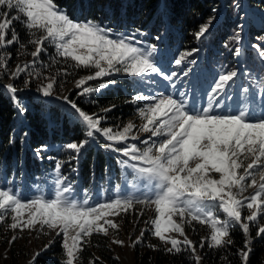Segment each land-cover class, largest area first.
<instances>
[{
  "label": "snow or ice",
  "instance_id": "6c2138e0",
  "mask_svg": "<svg viewBox=\"0 0 264 264\" xmlns=\"http://www.w3.org/2000/svg\"><path fill=\"white\" fill-rule=\"evenodd\" d=\"M0 16L3 17L0 19V78L12 81L0 85V96L11 101L17 116L27 113V101L18 93L31 91L33 81H47L38 83L36 92L49 98L57 85L63 83L61 77L68 76L71 69L90 72L75 80L77 99H72L71 94L57 97L65 117L80 127L82 138L56 146L40 144L32 149L36 158L55 161L54 171L59 175L54 192L50 190L47 196L41 194L25 199L14 188L0 185V223L6 222L10 215L11 223L7 227L11 230L42 231L47 227L56 237L62 234L64 259L60 264H76L79 253L94 233L107 235L109 229L119 228L108 217L127 213L134 204L151 205L155 214L149 222L151 228L141 230L132 247L142 243L145 231H150L165 246L166 254L188 253L189 264H201L203 257L186 235L185 225L191 226L193 222L206 225L210 236L201 238L199 248L207 244L210 250L234 246L231 232L239 227L244 243L233 255L239 258L240 264H249L254 243L250 226H256V239H264V225L257 224L264 218V91L258 93L251 85H237L229 92L239 77L249 75L247 70L220 72L206 88L190 82L191 97L186 91H180L178 97L145 93L144 89L153 85L163 89L175 87L174 79L187 77L191 68H182L180 72L166 69L154 55L156 45L145 46L140 39L146 35L142 29L114 32L95 19L74 20L55 0H0ZM213 22L214 18L210 17L200 25L193 33L195 39L202 40ZM17 23L24 28L26 40L18 34ZM242 32L243 27H240L234 36L237 44L241 43ZM155 39L159 40V36ZM257 40L261 42L254 43L252 48L264 71V38L257 37ZM29 47H34L30 53ZM49 47L54 49V54L45 62L41 57L49 55ZM11 48L16 49L17 58L30 55L31 60L10 67L13 52L8 49ZM198 51L193 48L180 53L179 58L173 57L168 63L178 67L185 62L195 65L196 60L188 57ZM231 51L238 58L243 49L237 47ZM61 64L63 67L57 68L56 75H43L42 70ZM115 75L136 80L137 94L125 102L135 105L145 102L143 107L137 108L143 121L139 127L133 122L122 128L106 125L108 113L115 109V104L96 112L81 106L84 99L98 104L93 97L115 84V80L106 79ZM260 79L264 84V77ZM20 80L22 85L16 83ZM92 81L99 84L90 86ZM198 87L199 106L196 103ZM134 130L146 136L141 138ZM27 135L25 132L21 139ZM13 142L10 138L9 143ZM90 145L114 154L116 163L130 170L128 175L137 182L135 186L143 190L142 198L117 196L94 206L87 199L81 202L73 198V184L62 169L68 164L70 171L78 172L81 155ZM53 149L65 153L67 159L43 155ZM257 173L259 184L255 178ZM247 188H253L254 193L242 197ZM245 208L252 210L247 216L242 215ZM173 233L183 239L174 237ZM17 238L14 235L8 243L12 244ZM54 243L55 238L37 251L29 264H36ZM113 243L123 246L120 240ZM148 247L159 250L156 245ZM221 259L227 261L228 256Z\"/></svg>",
  "mask_w": 264,
  "mask_h": 264
},
{
  "label": "trees",
  "instance_id": "16d2710c",
  "mask_svg": "<svg viewBox=\"0 0 264 264\" xmlns=\"http://www.w3.org/2000/svg\"><path fill=\"white\" fill-rule=\"evenodd\" d=\"M55 2L62 9L67 10L74 20L95 19L103 22L114 32L127 33L137 28L142 29L146 35L140 39L146 44H155L157 48H160L161 58H166L167 62L173 57L179 58L180 53L197 48L198 53H194L188 59L195 60L200 53L203 54V61L199 67L197 66L198 70L205 69L211 75H217L223 71L243 72L247 70L249 75L239 77L230 87L231 91L235 90L237 85L253 87L255 80L261 83L260 77H264L261 61L257 58L255 51L247 46L242 47L241 69L238 67L237 57L231 51L240 47L234 39L240 27H243L241 38L246 37L251 48L254 43L261 42L257 40V37L264 38V0H244L248 14L236 7L237 4L240 5L239 0H55ZM214 8L217 9L216 12L212 11ZM252 15L259 18L260 28L254 24ZM210 17L214 18V22L208 34L202 40L195 39L193 33ZM15 28L21 39L26 40L27 35L22 25L17 23ZM157 36L159 40L155 39ZM33 48L29 47L28 50L32 51ZM8 50L13 52L15 59L16 49ZM48 53L49 55L41 57L45 62L50 60V54H54V49L49 47ZM58 67L62 68L63 64L42 70L43 75H56ZM168 69L172 71L174 68L168 67ZM89 73L87 70L71 69L68 76L61 77L63 83L57 85L53 96H62L59 93L61 89L70 86L76 79ZM111 79L116 83L93 97L98 104H90L87 99H84L81 101V106L89 112H96L115 104V109L108 113L106 125L123 127L128 119L137 118L136 111L140 104L125 102L132 95L137 94L136 80L124 77ZM41 82L46 83L47 81H33L31 91L37 93L36 85ZM16 83L22 85V80ZM98 84L99 81H95L94 86ZM0 85L3 84L0 83ZM262 86L264 84L261 88ZM123 89L126 92H123ZM31 91L18 93L22 100L27 101V113L22 117L16 115L7 97L0 96V185L14 189L22 188L24 194L31 191L30 186L33 184L45 183L52 174L56 173L54 171L55 161L36 158L32 149L40 144L56 146L82 138L80 127L73 125L65 117L62 104L52 100L53 97L45 98L39 93L31 94ZM70 94L72 99H77L74 92L71 91L68 95ZM25 132L28 135L22 140ZM10 138L13 139V143H9ZM43 155L45 157L54 156L61 160L67 159L65 153L54 149ZM120 169L121 166L116 163L114 154L105 153L90 145L81 155L78 172L70 171L68 164H64L62 172L71 180L76 194L86 193L98 196L106 195L109 188H116L121 181ZM144 208V205L134 204L133 209L127 213H137V211H143ZM127 213H121L116 218L122 219ZM242 215L247 216L248 211ZM10 223L9 215L6 222L0 223V230H6ZM257 224L263 225L264 219H259ZM189 227L196 229L200 234L210 235V229L206 225L193 222ZM250 230L254 243L249 264H264V239L255 238V225L250 226ZM231 236L235 245L230 249L210 250L205 245L201 249L203 257L201 264H240L239 258L233 253L243 246L244 236L239 227L232 230ZM145 241L148 243L145 242L144 247L151 244L156 245L159 250H153L150 247L143 248L141 252L139 250L141 254L136 257L139 259V264H189L188 253L166 254L163 251L165 246H162L159 240L146 236ZM104 245H106L104 239L92 235L81 253L82 264L96 261L92 256L93 250H97L108 264H114L104 253V249L100 250L102 248L100 246L104 247ZM135 249L137 253V248ZM51 253L40 256L36 264H60L62 250L53 249ZM225 255L228 256L227 261L221 259Z\"/></svg>",
  "mask_w": 264,
  "mask_h": 264
},
{
  "label": "rangeland",
  "instance_id": "374dc122",
  "mask_svg": "<svg viewBox=\"0 0 264 264\" xmlns=\"http://www.w3.org/2000/svg\"><path fill=\"white\" fill-rule=\"evenodd\" d=\"M242 10L244 9L242 8ZM0 19H3V17L0 16ZM28 52L30 53L31 51L28 50ZM158 53H159V50L157 49V52L154 55L158 57L161 61L160 55ZM14 56H16V53L14 54ZM30 60H31L30 55L28 56L23 55L21 58L20 57L17 58L16 56L15 59L13 58L11 60L10 67H14L18 63L29 62ZM161 63L166 69H168V67L170 68L173 67L174 69H172V71L176 69L177 72H180L182 68L184 70L191 68L190 66L187 65V63L179 67L176 66L174 63L168 65L167 61H161ZM193 74L198 76V71L196 70V68H191V72L189 73L187 77L178 76L177 78H175L174 81L172 82V84H174L175 87L170 86L167 89H163L160 85H153L151 88H145L144 91L145 93L151 91L155 95L164 93V94L174 95L177 97L179 96L180 91H186V92H189V96L191 97L190 82L194 84L193 79L195 78ZM118 76L127 78L129 80L134 79L133 77L124 76V75H115L112 77H108L106 79L120 78ZM201 77L202 79L198 80V83H199L198 86H203L206 88L208 84L212 82L214 75L207 73V71L203 69L201 70ZM10 82L12 81L8 80L6 77L0 78V83L2 84H7ZM74 84H75V81L70 86H66L65 88L61 89L59 93L62 96H66L68 95L70 90H72V92H75ZM89 85L94 86L95 81L89 82ZM261 85H262V82L260 83L259 80H255V84L253 88L256 89L257 92L259 93L260 91H264V86H262L261 88ZM233 91H231L229 88V92H233ZM123 92H126V90L123 89ZM30 93L33 94L34 92L31 91ZM34 94H37V93H34ZM52 97H53L52 100L56 101L57 103L62 104L61 101L57 99V97L55 96H52ZM258 102L259 101L257 97V103ZM144 103H145L144 101H141L140 107H143ZM196 103H197V106H199V104L201 103L199 87L196 92ZM225 111H230V109H225ZM256 111L257 113H259L260 111L259 107H256ZM136 115H137V118L128 119L124 123V125H126L128 122H133L137 125V127H139L143 123V121L139 118L137 111H136ZM134 133L140 136L141 138H144L146 136L145 133L135 132V130H134ZM120 170H121V181L117 184L116 188H109L106 191V195L93 196L91 194H86V193L76 194V191L73 190L74 191L73 198L81 202L87 199L89 204L93 206L98 203L105 202L109 200L110 198H116L117 196L132 197L134 199L142 198L143 190L135 186L137 182L134 180L133 176L128 175V171L130 170H125L123 168H121ZM213 175H216V174H213ZM57 177H58V174L54 173L45 183L42 182L38 184H33L32 186H30L31 191L29 193L24 194L22 192V188L15 189V191L22 198H25V199H29V198H32L34 195H41V194L47 196L50 190L54 192L55 190L54 186H55ZM255 178L257 180V184H259L260 177L258 173L256 174ZM248 183H251V181L249 180ZM253 193H254L253 188H247V190L242 194V197L250 196ZM247 211L249 215L252 210H248L245 208L242 210V213H247ZM26 215L27 213H25V217ZM154 215H155L154 206L148 205V206H145L143 211H137V213L133 212V213L125 214L124 218L122 219H118V217L116 218V216L108 217L109 219H112L115 223H117L119 225V228L117 230L109 229V232L107 235L95 234V233L93 234L94 236H97L98 238L104 239L106 242V245H104V247L100 246L102 247L100 248V250L104 249V253H106V255L113 261L114 264H139V259H137L136 257H138L141 254L140 252L141 250H143V248L145 249L148 248L146 245L145 247L143 246L145 242L148 243L147 241H145V238L146 236H149V237H153V236L151 235L150 231H145L143 241L142 243H140L141 245L138 244L135 247H132L131 245L133 241H135L138 237H140L141 230L151 228V224L149 222L151 219L154 218ZM37 229H39V226H37ZM185 232L188 238L193 240V242L196 244L197 253L201 255V249L199 248V241L201 240V238H207L210 235L200 234L196 229L195 230L191 229L189 225H185ZM14 235L17 236L18 238L12 244H9L8 241ZM172 235L178 239H183V237H179L178 234L173 233ZM54 238H55V243L46 252H43L41 256H46V254H52L51 252L53 249L59 248L60 250H62L61 245L63 241V235L61 234V236L56 237L55 232L47 229V227H45L42 231L40 230L19 231V230H11L9 228H6V230H3V231L0 230V264H29L33 255L37 251L41 250L45 244H47L50 240H53ZM114 240L123 241V246L113 243ZM155 240H158V239L155 238ZM135 248H137L138 254L135 253L136 252ZM81 253H79V259L76 261V264H82L83 258H82ZM92 256L96 260L95 264H108L100 256V253L97 250L92 251ZM61 259H64V257L62 256Z\"/></svg>",
  "mask_w": 264,
  "mask_h": 264
}]
</instances>
